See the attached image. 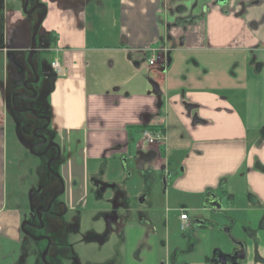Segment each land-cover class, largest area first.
Listing matches in <instances>:
<instances>
[{"label":"crops","instance_id":"0c3cea01","mask_svg":"<svg viewBox=\"0 0 264 264\" xmlns=\"http://www.w3.org/2000/svg\"><path fill=\"white\" fill-rule=\"evenodd\" d=\"M33 6L28 12L26 0H0V264H18L13 245L27 239L17 177L10 195L9 140L23 144L18 114L27 111L16 105L39 93L21 82L28 73L37 77L44 51L59 63L41 76L52 77L50 126L67 214L88 207L91 181L103 177L110 161L125 168L133 159L142 172L140 153L157 150L144 161L143 169L150 165L145 184L150 191L163 187L166 212L178 222L182 212L192 220V211L215 212L220 191L234 210H246L242 228L259 243L248 241L247 264H264L255 261L257 250L264 258V124L252 119L248 97L252 80L264 73V0H34ZM38 25L40 49L33 47ZM31 51L39 68L27 69ZM147 127L164 131L157 146L144 140ZM242 182L245 192L233 189ZM117 190L126 206L130 193L117 188L112 200ZM238 195L250 207L237 206ZM149 196L141 200L147 211H138V226L131 211L120 210L131 263H158V247L145 241V234L159 236L150 218L159 209ZM97 207L81 210L104 213Z\"/></svg>","mask_w":264,"mask_h":264},{"label":"rangeland","instance_id":"374dc122","mask_svg":"<svg viewBox=\"0 0 264 264\" xmlns=\"http://www.w3.org/2000/svg\"><path fill=\"white\" fill-rule=\"evenodd\" d=\"M26 3L27 7L29 6L28 12L36 7L33 6L34 0H26ZM34 17L41 19L44 17V12L40 10L34 13ZM41 42L40 33L36 39L37 49H40ZM40 57L41 71L37 70V77L32 75L30 78L28 73L21 82V85L36 90L39 96L35 99H27L24 104L19 101L16 105L19 110L27 111L18 114V121L21 124V138L19 136L18 140H23V144L14 136L9 140L10 195L15 194L14 183L17 177V189L25 204V211L21 214L25 231L23 236L27 238L25 242H17L13 245L17 251L16 262L18 264H138L127 260L124 240L121 236L113 233L109 238L106 237L109 225L104 215L98 212L96 214L81 212V219L77 220L75 217L79 216V213L66 214L61 198L54 194L61 184L60 153L55 147L58 140L52 133L49 116L52 77L46 82L45 76L43 78L41 76L42 72L51 75L54 58L48 51L42 52ZM26 60L27 69L31 67L30 63H34L36 68H39L38 55H34L32 51ZM38 78H41V82L37 81ZM250 85L251 91L248 92V97L249 107L252 108V119H257V124L261 125L264 124V73L256 80H252ZM7 86L14 89V80H11ZM33 93L27 92L31 97H35ZM242 105L245 106L244 101ZM13 109L16 110L15 107ZM40 136H45L49 143L41 144V138H38ZM17 147L18 153L15 154ZM132 160L130 166L125 168L120 162L110 161L109 168L105 169L106 172L102 177L103 181L117 186L118 189L125 186V190L131 195L129 203L125 206L122 204L123 198L115 196L114 204L110 201L114 198V190H108L101 201L91 194L90 208L98 206L97 208L101 210H111L113 206H117L119 210H129L131 218L134 219L133 224L138 226L143 222V218L139 219L138 211H147V206L141 205V200L150 192L149 202L159 209L154 211L150 218L159 238L166 244L164 248L159 249L157 264H173V262L200 264L198 258L209 256L216 248H223L228 252L236 240L244 239L242 227L247 222V212L245 209L234 210L229 198L220 191L218 194L223 200V211L212 212L206 209L192 211L193 220L198 219L200 222L191 230L182 232L177 216L173 219V215L166 212L168 206L162 202L163 187L155 186L151 191L146 188L150 165H145V169L139 172L136 163ZM153 175L158 176L156 173ZM233 189L243 193L246 187L243 183L240 188ZM229 190L231 187L226 188V191ZM246 198L238 195V202L236 201L235 204L243 206L241 208L250 207ZM157 200L161 203L157 204ZM141 215L145 217V214ZM4 252L3 248V259Z\"/></svg>","mask_w":264,"mask_h":264},{"label":"flooded vegetation","instance_id":"af4514ba","mask_svg":"<svg viewBox=\"0 0 264 264\" xmlns=\"http://www.w3.org/2000/svg\"><path fill=\"white\" fill-rule=\"evenodd\" d=\"M41 138L40 139V143L44 145H47L49 143V141L47 140V138H45V136L43 137H38ZM150 146H157L159 142H155L153 144L149 143L146 139H144ZM57 149L58 146H55ZM157 151V150H156ZM155 150H151V151H147L145 153H140L139 157V168L141 171H143L144 169V161H149V160H153L156 156H157V152ZM151 170V169H150ZM59 181H60V186L59 189L56 190V192H54L55 196L58 195L59 198H61L60 201H62L63 204V197L64 194L66 192V186L64 185L63 182V178L62 175L60 173L59 175ZM91 188H94V194H92L94 196V198L98 199V200H103L104 196L107 194L108 190H116L118 187L105 182L102 180V178L100 180H92L91 181ZM54 196V197H55ZM123 195L122 193H120L119 190H117V197L116 198H121ZM225 197L228 198L227 195H225ZM57 198V197H56ZM54 198V199H56ZM111 202H113L114 200H110ZM115 204V202H114ZM64 205V204H63ZM119 205V204H116ZM81 208H88L89 210H91L92 208H90V204H88V207H84L81 206L79 208H77L78 210L75 213H79L81 214V212H83L81 210ZM223 207L222 204L220 205V207L215 210V212H222L223 211ZM108 210V209H106ZM103 212H101L102 215H104L108 221V227L109 230L107 232V236L106 237H110L111 234L116 233L118 236H121L124 240V246H125V252H126V258L129 261V257H128V252H127V248H128V236H127V228H126V220L121 216L120 214V210L117 206H113L111 210L105 211L103 210ZM122 211V210H121ZM67 214V213H66ZM189 216V215H188ZM33 217V216H32ZM180 225V230L182 232L184 231H188L191 230L193 225H194V221L192 219H190L189 217V222H188V226L185 228H182V222H179ZM115 228V231H114ZM243 234H244V239L243 240H236V242L234 243V245L229 249L230 251H226L223 250V248H216L213 251L210 252V255L204 258H198V263L200 264H247V252H246V248H247V244L248 241H252L254 247H258V241L255 240V234L253 233H246V230H244L242 228ZM145 241L147 242H153L154 244H156V247H158V249L160 248H164L166 246L165 242L163 240H161L159 238V236L157 235H150V234H145ZM145 244H143L144 246ZM160 251V250H159ZM137 258V257H135ZM204 259V260H203ZM203 260V261H201ZM255 261L256 263H264V258H262L261 256H259L258 250L256 252V256H255ZM136 262V261H134ZM174 264V262H173Z\"/></svg>","mask_w":264,"mask_h":264},{"label":"built area","instance_id":"2783aa9c","mask_svg":"<svg viewBox=\"0 0 264 264\" xmlns=\"http://www.w3.org/2000/svg\"><path fill=\"white\" fill-rule=\"evenodd\" d=\"M157 61V57L156 55L150 59L149 63L150 65H155ZM53 68L58 70L59 69V63L58 62H53ZM143 137L144 139H146L149 143L153 144L155 142H160L163 140V134L161 132H156V133H152L149 130H145L143 133ZM180 220L182 222V228H185L188 226V222H189V216L187 212H182L180 214Z\"/></svg>","mask_w":264,"mask_h":264},{"label":"trees","instance_id":"16d2710c","mask_svg":"<svg viewBox=\"0 0 264 264\" xmlns=\"http://www.w3.org/2000/svg\"><path fill=\"white\" fill-rule=\"evenodd\" d=\"M146 129L151 131L152 133H156V132H161L162 134L164 133L163 130L156 128V127H147Z\"/></svg>","mask_w":264,"mask_h":264},{"label":"water","instance_id":"95a60500","mask_svg":"<svg viewBox=\"0 0 264 264\" xmlns=\"http://www.w3.org/2000/svg\"><path fill=\"white\" fill-rule=\"evenodd\" d=\"M38 30H39V25L37 26V29H36V32H35V35H34V37H33V47L35 46V38H36V35H37V33H38Z\"/></svg>","mask_w":264,"mask_h":264}]
</instances>
